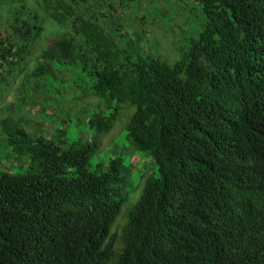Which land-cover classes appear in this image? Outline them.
Listing matches in <instances>:
<instances>
[{"label": "trees", "instance_id": "trees-1", "mask_svg": "<svg viewBox=\"0 0 264 264\" xmlns=\"http://www.w3.org/2000/svg\"><path fill=\"white\" fill-rule=\"evenodd\" d=\"M145 1L0 0V84L22 71L16 90L39 89L78 65L110 110L94 129L110 132L121 104L135 108L131 145L159 169L112 233L127 201L123 159L93 170L97 139L56 142L0 119L31 160L0 174V264H264V0H192L203 29L174 61L121 46L148 38L135 9ZM49 29L56 37L28 67Z\"/></svg>", "mask_w": 264, "mask_h": 264}, {"label": "rangeland", "instance_id": "rangeland-1", "mask_svg": "<svg viewBox=\"0 0 264 264\" xmlns=\"http://www.w3.org/2000/svg\"><path fill=\"white\" fill-rule=\"evenodd\" d=\"M135 9L146 12L142 19L148 18V24L144 27L148 40L145 38L144 41H139L137 37L133 40L121 38V46L134 56L138 53L153 54L167 57L170 61L177 60L183 42L186 40V44L190 35L194 37L203 29L204 15L192 0H146ZM136 27L140 29L141 25ZM55 37L56 32L52 29L45 33L29 58L28 67L34 64L42 47L51 43ZM128 42L132 44L129 45ZM65 68L61 66L55 75L52 74L46 80L42 79L39 89H35L32 83H27L26 88L22 87L19 91L16 88L23 75L22 71L15 72L9 89L0 84V90L5 88L0 94V119L11 116L35 137L44 136L56 142L66 140L69 144L79 139H97L99 146L91 158L93 170L98 163L106 164L112 158H122L129 171L125 191L127 201L112 229V233L121 234L128 212L142 195L146 179L152 175L158 176V165L147 152L137 150L131 145L128 124L135 108L121 104V113L112 130L98 133L91 124L94 115L100 111L108 113L110 110L105 109L99 98L95 99L87 92L90 79L81 67L73 65ZM62 130L66 131L64 136ZM30 162L29 155L17 154L6 142L0 126V174L25 173Z\"/></svg>", "mask_w": 264, "mask_h": 264}]
</instances>
